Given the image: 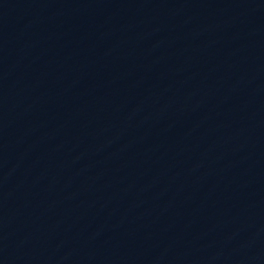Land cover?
I'll use <instances>...</instances> for the list:
<instances>
[{
  "label": "water",
  "instance_id": "95a60500",
  "mask_svg": "<svg viewBox=\"0 0 264 264\" xmlns=\"http://www.w3.org/2000/svg\"><path fill=\"white\" fill-rule=\"evenodd\" d=\"M72 0H0V59Z\"/></svg>",
  "mask_w": 264,
  "mask_h": 264
}]
</instances>
